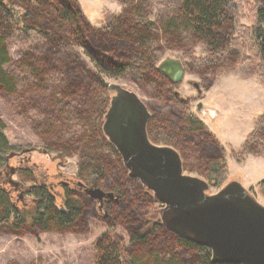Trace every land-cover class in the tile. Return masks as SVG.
I'll use <instances>...</instances> for the list:
<instances>
[{"label": "trees", "instance_id": "trees-1", "mask_svg": "<svg viewBox=\"0 0 264 264\" xmlns=\"http://www.w3.org/2000/svg\"><path fill=\"white\" fill-rule=\"evenodd\" d=\"M24 1L31 2L35 9L44 13L51 11L47 14L50 17L45 21L46 27L26 20L33 19L34 16L24 8ZM147 1L126 0L127 11L124 19L106 21L105 26L95 30L88 25L76 0H0V94L8 97L15 95L20 85H26L29 76L39 78L38 85L45 82L46 69L35 66L38 61L31 56V51L26 52L14 64L15 71H21L23 75L26 74L25 77L16 75L10 69L11 56L7 39L13 32L45 39L47 49L52 52L67 45L81 49L78 60L68 67L71 68L70 77L65 79L67 83L62 94L67 100L71 99V95L79 97L81 94H92L97 99L101 95V98L99 102L89 104L88 107H82L81 104L78 105L81 107L71 105L74 102L72 98L64 105V114L67 117L65 120L75 124L83 133V163L79 168V175H84L87 180L96 178L105 181L109 177L113 180L109 190L117 192L119 199L111 203L106 222L110 227L117 224L126 227L129 235V244L124 248L128 251L127 264H238L213 261L208 246L186 239L168 229L160 219L158 210L161 207L155 210V219L153 211L150 213L144 210V204L154 202L155 198L145 192V187L137 178L127 175L119 152L106 140L100 122L109 102L103 75L129 76L139 84L144 83L154 93H158L159 98H165L166 102L174 100V95H167L168 86L170 90L174 83L154 67V59L160 53L163 42L178 44L185 37L191 42L203 43L211 52L209 58H203L209 65L222 61L223 53L232 54V50L228 48L233 43L239 26L234 14L235 4L239 0H173L172 9L164 6L167 3L165 0H154L160 7L163 4L165 8L161 9L164 15L157 11L153 19L148 17L149 11L145 9ZM250 2L254 7L255 25L252 34L256 55L253 50V54L249 55H255L257 59L252 61L248 55H245V59L261 65L260 62L264 60V0ZM57 31L63 32V35H59ZM241 33L238 31L239 36ZM80 54L85 55L87 60L80 58ZM258 59L260 61H256ZM86 61H90L96 71ZM250 63H245L244 66ZM164 80L169 83L167 87L162 84ZM92 81L98 83L96 89H92ZM58 102L55 100L54 106L60 110ZM32 109L35 107L27 99L22 104L19 103L16 110L25 117ZM152 116L156 117L154 113ZM162 117L157 114L154 121L155 140L175 148H179V143L184 149L188 145L191 150L187 154H195L196 151L199 153L197 162L205 170L209 183L213 186L223 184L227 169L219 160L220 150L218 152L214 147V141H217L215 135L207 137V134L202 133L201 120L191 114L178 112L175 115L171 111ZM31 119L29 118L30 121ZM39 128L38 125L34 129ZM48 131L52 132V129L48 128ZM252 133L245 144L248 145L252 140L249 148L255 150L253 144L261 147L264 141L259 138L261 135ZM180 137L183 140L179 141ZM14 149L9 143L6 124L0 117V230L12 233L35 229L72 231L83 226L86 214L92 211V203L84 189L79 187L81 191H78L69 185H63L64 193L58 204V194L51 190L48 183L38 182L33 169L14 166L11 174V169L7 167L10 158L6 156ZM255 185L264 196V177ZM249 191L254 192L253 187ZM93 203L98 209L95 200ZM145 226H149L147 230ZM96 244L98 264H122L120 254L124 250L119 242L112 241L104 234Z\"/></svg>", "mask_w": 264, "mask_h": 264}, {"label": "rangeland", "instance_id": "rangeland-1", "mask_svg": "<svg viewBox=\"0 0 264 264\" xmlns=\"http://www.w3.org/2000/svg\"><path fill=\"white\" fill-rule=\"evenodd\" d=\"M35 1L37 2V0ZM165 1L167 3L164 6L171 8L173 0ZM250 1L252 0H239L235 4V21L237 20L239 26L234 41L228 48L232 50V54L223 53L224 58L218 64L209 65L203 60V58H209L211 55L209 48L203 43L191 42L185 37L178 44L177 42H173V44L162 43L160 53L154 59V67L158 66L160 61L167 56L180 57L185 67L184 78L177 84L174 83V87H170V90H168L169 83L165 80L162 83L166 87L168 86L167 95L171 93L173 96V91L176 88L178 95H174V100L170 99L171 101L166 102L165 98H159V94L154 93L144 83L139 84L135 82L136 79L129 76L108 77L103 75V82L107 87V89L105 87V93L108 98L113 93L108 83L119 84L135 92L140 99L147 102L152 114L154 113L156 117L157 114L164 117L173 111L175 115L178 112L187 113L201 120L202 133L207 134V137L213 134L217 139L214 141V147L218 152L220 150L219 160L226 165V178L224 183L219 186L211 185L207 180L205 170L200 166L201 164L198 165L199 153L196 151L195 154H187L186 152L191 149L188 145H186L187 149H184V146L179 143V148L176 147V150L182 158L183 173L205 179L209 183L207 193L217 192L230 180L238 181L247 189L253 187L254 192L251 193L264 205V196L255 185L259 179L264 177V143L261 147L254 143L255 150L249 148L252 145V140L248 145L245 144L252 132L254 135H261L259 138L264 141V60L259 65L256 62L250 63L245 59V55H248L252 61L257 59L252 34L255 25L254 7ZM125 3L126 0H76L82 15L88 21V25L95 30L105 26L106 21L124 19L125 11H127ZM23 6L34 16L33 19L27 18V21L46 27L47 18L50 17L47 14L51 11L44 13L35 9V6L28 1H24ZM164 6L162 4L160 7L159 3L154 0H148L145 5L146 11H149L148 17L153 19L157 11L164 15L161 11L165 8ZM159 12L158 14H160ZM238 31L242 32L240 36ZM57 32L59 35H63V32ZM23 36L21 32H13L7 39L11 56L10 69L15 71L14 64L26 55V52L31 51V56L38 61L35 66L46 69L45 82L38 85L39 78L26 76L29 78L26 80L28 82L26 85H20L15 95L8 97L0 94V117L6 124V133L10 145L15 148L14 151L20 152L22 147L39 148L40 151L35 149L16 153L14 157L8 160L7 167L11 169L14 166H26L33 169L37 181L48 183L51 190L58 194V204H60V197L64 193L63 185H69L75 190L81 191V185H88V188H92L89 185L92 184L103 191L115 194L111 189L109 190L111 188L109 185L113 181L110 180V177L102 181V179L96 178L87 180L84 175H79L78 171L83 163V133L79 131V127H75V124L65 120L64 105L72 98H74V102L71 105L78 106L81 104L82 107L96 104L101 98V95L97 99L92 94H81L79 97L71 95V97L69 96L71 99L67 100L62 94L67 83L65 79L70 77L69 70L71 68L68 67L78 60L81 49L67 45L57 52H52L47 49L45 39H38L36 36ZM252 50L255 54L254 57L249 55L253 54ZM80 55V58L87 60L85 55ZM86 63L95 70L90 61H86ZM245 63L252 65L244 66ZM15 73L16 75L21 74L22 77L26 75H23L21 71H15ZM187 80L196 82L197 85L200 83V87H195L192 82L187 83ZM89 82L91 83V81ZM92 83L94 82L92 81ZM91 86L92 89H96L98 83ZM197 89H200V92ZM183 98L188 102L186 103ZM27 99L35 109H32L25 118L19 115L16 109L19 103L22 104ZM55 100L59 101L60 110L54 106ZM197 105H202V108L199 109ZM156 117L150 123L148 134L150 140L158 144L160 141L155 140L153 134ZM29 118H32L31 121ZM100 124L102 123L100 122ZM38 125L40 128L35 130L34 128L37 129ZM48 128H51L52 132L48 131ZM104 134L108 138L105 132ZM181 140L183 138L180 137L179 141ZM245 145L247 147H244ZM123 168L128 175V169L125 165ZM16 178L18 177L16 176ZM87 195L92 203V211L86 214L84 225L78 229L72 231L35 229V231L23 230L20 233L0 230V264H98L96 242L104 234L123 246L124 251L121 252L120 259L122 264H127L128 251H125L124 248L129 244V235L126 227L121 224L110 227L106 222L109 215L104 217V213L107 211L109 214V210L102 209L103 211H100L99 207L96 209L93 200L97 206L101 201L96 197H91L89 193ZM162 206V203L155 199L154 202L145 203L143 208L150 213L153 211V218L155 219V210ZM148 227L145 226V229L147 230Z\"/></svg>", "mask_w": 264, "mask_h": 264}, {"label": "water", "instance_id": "water-1", "mask_svg": "<svg viewBox=\"0 0 264 264\" xmlns=\"http://www.w3.org/2000/svg\"><path fill=\"white\" fill-rule=\"evenodd\" d=\"M157 68L173 83L184 78L183 65L177 57H165ZM192 84L197 87L196 82ZM109 86L116 90L111 105L125 98L134 120L120 128L106 123L104 131L121 154L128 175L137 178L151 191L150 196L162 203L158 211L163 224L186 239L208 246L213 261L264 264V205L235 180L226 182L215 193H207L209 183L183 173L181 159L173 148L147 139L144 126L148 111L138 95L116 83ZM32 150L35 148H22L20 153ZM15 154L10 152L6 158ZM13 171L11 168V174ZM91 187L86 192L98 200L114 196Z\"/></svg>", "mask_w": 264, "mask_h": 264}, {"label": "flooded vegetation", "instance_id": "flooded-vegetation-1", "mask_svg": "<svg viewBox=\"0 0 264 264\" xmlns=\"http://www.w3.org/2000/svg\"><path fill=\"white\" fill-rule=\"evenodd\" d=\"M178 59H180V61H181V63H182V65H183V69H184V74H185V67H184V63H183V61H182V59L181 58H179V57H177ZM156 69L160 72V74H162V75H164L169 81H171L165 74H163L158 68H157V66H156ZM188 81V80H187ZM186 81V82H187ZM172 82V81H171ZM109 83H111V82H109ZM108 83V84H109ZM188 83V82H187ZM177 84V83H176ZM174 85L175 84H171V88H172V86L174 87ZM200 87V83H198V85H197V87ZM196 87V86H195ZM112 89V91H113V93L110 95V98H109V102H108V106H107V109H106V112H104L103 113V115H102V118H101V122H102V132H103V134H104V132L105 131H103L104 130V125L106 124V123H108V124H110L112 127H116V128H120V127H122V124H125L126 122H128L129 120H134V117H133V112H132V110L130 109V106H129V103L125 100V98H122L121 97V99L119 98L118 100H117V102L115 103V105L114 106H112L111 105V101H112V99H113V96L116 94V90H114L113 88H111ZM124 89H126V88H124ZM128 90V89H127ZM173 93H174V95H178V91L176 90V88H175V90L173 91ZM139 97V96H138ZM184 99V98H183ZM142 100V99H141ZM185 101H186V103L188 102V100H186V99H184ZM190 101V100H189ZM142 102L144 103V105H145V107H146V110L148 111V117H147V119H146V121H145V126H144V130H145V133H146V137H147V139L152 143V144H155V145H164V146H169V147H171V148H173L177 153H178V155L180 156V153L176 150V148L173 146V145H168V144H165V143H162V142H158V144L157 143H154L153 141H151L150 140V138H149V134H148V128H149V126H150V123L152 122V120L154 119V117L152 116V111H151V109L149 108V106L147 105V102H145V101H143L142 100ZM197 107L199 108V109H201L202 108V105H197ZM197 108V109H198ZM198 109V110H199ZM104 136H105V134H104ZM106 137V136H105ZM106 140L110 143V144H112L115 148H116V146L112 143V142H110L111 140H109L107 137H106ZM22 148H24V147H22ZM21 148V149H22ZM20 149V150H21ZM35 149H39V148H35ZM116 150H117V148H116ZM118 151V150H117ZM16 152V151H15ZM16 153H20V152H16ZM120 155V154H119ZM180 159H181V161H182V158H181V156H180ZM120 160H121V163H122V165L124 166V162H123V159H122V156L120 155ZM142 184V183H141ZM89 185H92V184H89ZM143 185V184H142ZM88 185H86V186H83V185H81L80 187L81 188H83L84 189V191L85 190H87L88 189V187H87ZM144 186V185H143ZM149 191V190H148ZM147 191V189L145 188V192L150 196V193ZM113 192H115V191H113ZM151 192V191H150ZM151 197V196H150ZM119 199V194L117 193V192H115V194H114V196L112 197V198H103L102 200H100L101 201V203L100 204H98V207H99V209H100V211H103L102 209H105V210H109V208H110V205H111V203H114V202H116L117 200ZM99 201V202H100ZM109 214H108V212L106 211L105 213H104V217L106 216H108Z\"/></svg>", "mask_w": 264, "mask_h": 264}]
</instances>
